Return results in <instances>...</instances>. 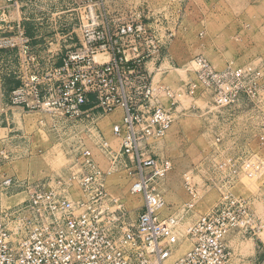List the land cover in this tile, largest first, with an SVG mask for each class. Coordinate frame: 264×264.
<instances>
[{
	"label": "built area",
	"instance_id": "2783aa9c",
	"mask_svg": "<svg viewBox=\"0 0 264 264\" xmlns=\"http://www.w3.org/2000/svg\"><path fill=\"white\" fill-rule=\"evenodd\" d=\"M4 1L16 8L27 0ZM77 1L84 15L81 37L59 65H41L22 29L0 39V48L16 50L18 58L19 85L9 93L8 106L70 122L120 109L121 120L112 127L119 148L115 152L101 140L109 158L107 171L98 169L91 151L79 144L74 170L66 179L29 183L2 177L0 193L21 188L26 199L0 212V264H228L226 236H254L262 226L253 220L252 201L220 189L214 207L187 226L184 237L190 248L172 260L180 220L163 216L166 203L160 185L173 164L156 159L149 148L174 124L178 101L167 87L153 84L145 63L159 59L175 31L161 23L155 29L141 15H111L102 0ZM262 67L264 61L259 67L228 64L215 70L198 57L186 69L194 78L186 82L184 93L192 97L199 89L207 91L219 110L234 106L242 96L253 103L259 97ZM160 96L170 100L168 107ZM8 159L0 150V166ZM255 162V169L253 164L245 166L247 178L257 174ZM117 168L128 172L130 194L141 198L142 212L135 220L129 219L123 200L107 191L106 179ZM233 174L235 181L242 176ZM184 177L188 198L182 214L193 210L201 196L190 177ZM73 188L80 199H69ZM12 225L16 229H10Z\"/></svg>",
	"mask_w": 264,
	"mask_h": 264
},
{
	"label": "rangeland",
	"instance_id": "374dc122",
	"mask_svg": "<svg viewBox=\"0 0 264 264\" xmlns=\"http://www.w3.org/2000/svg\"><path fill=\"white\" fill-rule=\"evenodd\" d=\"M229 1V7L237 15L233 20H224V28L217 29L211 23L205 30L194 24L193 29L186 33L183 31L184 20L179 19L180 32L173 37V65L164 87L171 90L178 101L176 119L166 136L149 149L156 159H168L173 164L160 185L163 196L171 183L188 198L184 187L185 174L199 189L201 196L189 213L179 211L172 214L180 220L176 227L179 243L173 249L172 260L190 248L184 237L187 226L214 207L221 197L220 190L250 201L258 189L264 190V74L257 83L259 97L253 103L242 96L234 106L219 110L214 108L212 96L207 91L199 89L192 97L184 93V85L194 78L193 72L186 69L195 58L206 59L215 70H221L228 64L241 68L259 67L264 61V32L249 29L253 27L252 23H259V20L251 17L264 14V0ZM25 4L27 20L24 29L31 39L34 55L39 60H46L49 56L50 65L59 63L66 51L75 46L81 37L80 26L84 15L78 1L27 0ZM225 60L228 61L224 63ZM160 100L165 107L169 106L167 97L160 96ZM110 116L96 114L93 120L70 122L40 112H26L20 116L15 112V123H11L10 128H15L13 135L20 137L15 143L19 145L17 153L19 159L26 163L16 164L15 169L11 170L6 165L1 173L18 182L48 183L58 178L66 179L74 170L79 144L91 151L98 169L107 171L110 168L109 158L100 142L107 141L111 150L118 151L119 145L112 127L122 117L112 123ZM10 146L3 149L11 152L14 146ZM256 159L259 162L258 172L253 178H247L243 174L245 166L253 164L255 169L258 165ZM233 171L242 174L237 181L233 179ZM130 185L131 178L122 168L113 170L106 179L108 193L123 200L129 219L134 220L135 215L140 213L141 199L130 194ZM14 190L13 195L24 192L21 188ZM22 198L19 196L13 202H19ZM80 198L77 189L70 190L69 199ZM8 205L7 196L3 195L0 212L16 207ZM170 207L166 206L163 216L170 214ZM176 208L180 209L181 206ZM251 211L253 220L262 229L254 236L240 232L243 237L238 241L236 264H251L252 259L246 256L253 253V248L260 247L256 238L264 240V219L261 221L259 218L260 215L264 218V211L258 212L259 216L254 206H251ZM193 216L196 219L193 220ZM15 226L12 225L10 229H16ZM255 264H264V252Z\"/></svg>",
	"mask_w": 264,
	"mask_h": 264
},
{
	"label": "crops",
	"instance_id": "0c3cea01",
	"mask_svg": "<svg viewBox=\"0 0 264 264\" xmlns=\"http://www.w3.org/2000/svg\"><path fill=\"white\" fill-rule=\"evenodd\" d=\"M102 2L105 10L111 15L120 16L122 18L141 15L151 27L159 29L160 27L157 23H161L165 28L174 30L175 33L180 32L181 25L179 27V19L184 20L185 24L183 31L188 33L193 29L194 24L208 30L210 24L214 23L217 29H222L224 28V20H233L237 15L233 14L234 12L231 10V7H229V0H102ZM245 4L246 3H244V5ZM25 5L26 4L23 3L15 8L7 4L4 0H0V39L12 36L16 29H22L28 37L24 29V24L27 20L24 12ZM251 18L259 20V23H252L253 27L250 26V28H248L263 33L264 14L260 13V15ZM172 42L173 40L161 53L158 60L145 63V68L149 72L155 86H166L167 78L170 76L173 65L172 61L174 59L171 54L174 47ZM30 47L34 54V47L31 43V39ZM36 58L43 66L49 63V56H47L46 60H39L37 56ZM222 60L224 61V59ZM227 61L228 60H225L224 63ZM60 63L61 61L55 65H59ZM18 85V58L16 50L0 48V150H4L3 147H9L10 145V147L14 146L13 149H10L11 152L4 150L9 159L4 161L0 166V179L4 177L1 172L6 165H9L11 170L15 169L16 164L26 163V161H21L19 159V154L17 153V147H19V145L16 146L17 144L15 143L20 140V137L18 138L13 135L16 131L15 128H10V124L15 123V112H17L19 116L26 113L21 108L8 106L9 93ZM160 103L163 105L161 100ZM111 115L110 121L116 123L122 116V112L120 109H117ZM14 189L7 194L0 193V199L3 198V195L7 196V200L9 201L8 206H13L26 199L24 192L13 195L12 191H15ZM19 196H23V198L20 199L19 202H13L16 201ZM164 200L166 206H171L169 208L171 212L169 213L175 214L181 211L179 208H176V206H183L187 198L182 190L179 192L175 185L170 183L169 188H166ZM251 201L252 206H254L259 216L258 212L264 211V190L258 189V191L252 195ZM139 212H142V201ZM137 216L138 215H135V219ZM259 218L261 221L264 219L263 215H260ZM194 219L196 218L193 216V220ZM242 237L243 235L240 232H231L226 236L225 244L230 252V261L228 264H236L237 257L239 256L237 253V247L239 246L238 241H240ZM256 239H258L257 241L260 247L257 246L253 248V253L246 256L252 259L253 262L251 264H255L259 255L264 252V240L261 238ZM251 240L254 241L253 239Z\"/></svg>",
	"mask_w": 264,
	"mask_h": 264
},
{
	"label": "bare ground",
	"instance_id": "6f19581e",
	"mask_svg": "<svg viewBox=\"0 0 264 264\" xmlns=\"http://www.w3.org/2000/svg\"><path fill=\"white\" fill-rule=\"evenodd\" d=\"M99 57H101V56H99Z\"/></svg>",
	"mask_w": 264,
	"mask_h": 264
}]
</instances>
